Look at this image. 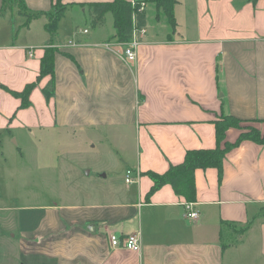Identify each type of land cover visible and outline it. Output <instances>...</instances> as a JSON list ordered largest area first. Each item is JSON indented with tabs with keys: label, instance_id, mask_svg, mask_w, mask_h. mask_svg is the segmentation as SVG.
<instances>
[{
	"label": "crops",
	"instance_id": "crops-1",
	"mask_svg": "<svg viewBox=\"0 0 264 264\" xmlns=\"http://www.w3.org/2000/svg\"><path fill=\"white\" fill-rule=\"evenodd\" d=\"M57 1L23 0L37 13ZM102 1L114 0H62L64 16L73 9L75 17L69 36L62 34L64 16L52 37L45 13L28 26L15 3L0 15V132L58 128L94 149L107 139L118 150V168L123 164L116 179L126 184L114 187L107 171L89 176L98 191L87 203L23 206L19 233L6 240V264H264L263 143L245 139L229 149L221 177L217 167L196 169L197 220L171 184L148 199L154 183L145 175L165 173L188 150L216 147L217 122L225 117L240 125L228 127L222 147L236 143L245 126L264 134V0H190L195 28L187 33L178 12L184 0H176L177 25L169 23V32L151 25L146 9L133 61L125 57L129 42L115 37L112 12L105 15L107 21L112 14V30L94 24L88 3ZM155 9L160 25L164 16ZM47 49L55 53L50 99L42 91L52 75L41 76ZM30 84L31 105L23 107L12 92ZM128 169L140 173L136 182L125 181ZM114 233H139L141 247L113 246Z\"/></svg>",
	"mask_w": 264,
	"mask_h": 264
},
{
	"label": "rangeland",
	"instance_id": "rangeland-1",
	"mask_svg": "<svg viewBox=\"0 0 264 264\" xmlns=\"http://www.w3.org/2000/svg\"><path fill=\"white\" fill-rule=\"evenodd\" d=\"M131 1L133 4H144L145 8L149 10L148 19L151 25L157 24L158 28L164 27L166 31H170V22L167 21L168 18L162 5L159 9L157 3L151 0ZM189 3L190 0H184V4H181L178 11L181 30L186 33L189 29L195 28L192 25L194 20H191L192 6L188 5ZM155 6L158 8V16H164V21H161L160 25L158 24L159 19L157 20L156 17ZM74 18L73 9L67 11L66 16L62 19V24H60L62 34L67 33L69 36L74 32L72 31L74 30ZM79 19L80 17L75 20ZM112 23V14L109 13L107 21H105L106 31L112 30ZM90 25L92 23H88V26ZM80 27L83 31L87 25L83 22ZM17 30V33L22 32L19 38L21 40L24 38V30L21 28H17ZM143 35L137 33L140 41H142ZM51 36L53 37V34ZM42 92L46 96L44 89ZM36 109L40 108L37 106ZM254 129V126H245L244 128L247 132ZM13 132L14 135L0 132V264H6L7 257H9L10 249L6 246V240L10 239L13 233H19L17 232L19 228L18 216L19 213L24 212L20 209L23 206L63 202L87 203L90 199L88 193L98 191L96 190L98 189L97 181L90 182L93 179L89 176L93 175L96 179L107 171L111 174H109V182L114 187L119 190L126 189L124 180L121 182V178L116 179V173L123 164L118 168V155H116L118 150L112 148L109 140L106 139L102 143L104 145L99 143L97 149H94L89 148L79 136H62L58 128L47 133L44 132L45 134L40 133L34 127L31 130L28 126ZM91 137L95 138L97 134L88 136V138ZM195 210L197 209L195 208ZM5 217L9 219L7 220Z\"/></svg>",
	"mask_w": 264,
	"mask_h": 264
},
{
	"label": "trees",
	"instance_id": "trees-1",
	"mask_svg": "<svg viewBox=\"0 0 264 264\" xmlns=\"http://www.w3.org/2000/svg\"><path fill=\"white\" fill-rule=\"evenodd\" d=\"M151 1L157 3L159 9L161 5L163 6V10L168 18L167 20H169L173 29H175L177 25L174 12L176 0ZM14 3L18 5V13L26 18L24 26H28L34 18H37L39 15H43V13H45L48 16L46 28L53 35L58 30L59 20L62 16H64L67 10L66 5L62 3V0L57 1L56 5L52 8L53 10L43 13L26 10L23 0H3L0 15L12 10ZM88 8L93 15V22L95 25L105 24L106 13H113L115 27L117 30L115 37L121 42L126 43L132 39V33L135 26L140 31L147 26L146 8H143L142 3L133 4L132 1L128 0L90 2L88 3ZM45 54L46 55L42 59L41 63V76H45L46 74L52 75V79L44 89L46 98L50 99L55 94V53L52 49H47ZM34 86L35 84H30L24 89V91L12 92L15 96L17 95L23 99V107L31 105L29 96ZM231 125L239 127V119L237 120L229 116L225 117L222 122H217L218 145L216 147L210 149L188 150L186 152L187 154L185 159L180 164L170 165L169 169L165 173H159L154 170L145 172V175L149 176L154 183L152 189L147 195V198L150 199V196H152L154 192L166 184H171L178 195L185 197L188 202L195 203L197 201V186L195 182L196 169L217 167L221 177L224 169L223 162L229 149L239 145V143L245 139L256 140L259 143L264 144V134H262L261 131L255 127V129L251 132L243 130L236 143H226L224 147H222L221 144L225 139V132Z\"/></svg>",
	"mask_w": 264,
	"mask_h": 264
},
{
	"label": "built area",
	"instance_id": "built-area-1",
	"mask_svg": "<svg viewBox=\"0 0 264 264\" xmlns=\"http://www.w3.org/2000/svg\"><path fill=\"white\" fill-rule=\"evenodd\" d=\"M143 8L145 7L144 4L142 3ZM137 33L139 34H144L145 30L142 29L141 31L137 28L134 29V33H133V38L129 43H126V46L124 48L125 51V57L128 61H133L134 59H136L137 57V51L136 48L138 46V44L140 43L139 37L137 36ZM136 176H139L140 173L136 172L133 169H128L125 175V180L127 183H133L136 182ZM186 214L189 218L191 219H197V217L200 214V211L195 210L194 207V202H186ZM110 240H111V244H113V246L115 247H122L125 246L129 249L138 251L139 248L141 247V243H140V235L139 233H133V234H128L126 235L123 239L117 235V234H112L110 236Z\"/></svg>",
	"mask_w": 264,
	"mask_h": 264
}]
</instances>
